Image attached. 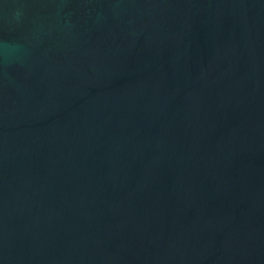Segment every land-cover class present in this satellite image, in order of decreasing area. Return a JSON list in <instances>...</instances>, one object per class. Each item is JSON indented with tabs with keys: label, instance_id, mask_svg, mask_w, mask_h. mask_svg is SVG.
<instances>
[{
	"label": "water",
	"instance_id": "95a60500",
	"mask_svg": "<svg viewBox=\"0 0 264 264\" xmlns=\"http://www.w3.org/2000/svg\"><path fill=\"white\" fill-rule=\"evenodd\" d=\"M0 264H264V0H0Z\"/></svg>",
	"mask_w": 264,
	"mask_h": 264
}]
</instances>
